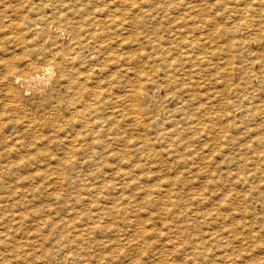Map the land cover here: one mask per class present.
Listing matches in <instances>:
<instances>
[{"label":"rangeland","instance_id":"obj_1","mask_svg":"<svg viewBox=\"0 0 264 264\" xmlns=\"http://www.w3.org/2000/svg\"><path fill=\"white\" fill-rule=\"evenodd\" d=\"M0 120V264H264V0H0Z\"/></svg>","mask_w":264,"mask_h":264},{"label":"bare ground","instance_id":"obj_2","mask_svg":"<svg viewBox=\"0 0 264 264\" xmlns=\"http://www.w3.org/2000/svg\"><path fill=\"white\" fill-rule=\"evenodd\" d=\"M80 2H81V1H80ZM85 2H86V1H85ZM85 2H84V3H85ZM87 2H88V1H87ZM132 2H133V1H132ZM63 4L65 5L64 2H63ZM68 4H69V3H68ZM81 4H82V3H81ZM66 5H67V3H66ZM66 5H65V6H66ZM68 6H69V5H68ZM66 7H67V6H66ZM69 7H70V6H69ZM192 7H194V6L191 5V8H192ZM95 8H97V7H95ZM98 10H99V9H98ZM98 10H97V11H98ZM101 10H102V9H101ZM101 10H100V11H101ZM92 11H93V10H92ZM93 12H94V11H93ZM93 12H91V14H92ZM95 14H98V13L96 12ZM99 14H100V13H99ZM91 16H92V15H91ZM93 16H94V15H93ZM58 18H59V17H58ZM92 18H93V17H92ZM94 19H95V16H94ZM101 19H102V18H101ZM59 20H60V19H59ZM59 20H58V21H59ZM75 20H76V19H75ZM75 20H74V22H75ZM111 20H112V19H111ZM68 21L70 22L71 19L68 20ZM78 21H79V20L77 19V23H78V24H82L81 22L79 23ZM99 21H101V20H99ZM59 22H60V21H59ZM59 22H58V24H59ZM47 23H48V22H46V25H48ZM70 23H71V22H70ZM77 23H76V24H77ZM94 23H95V22H94ZM94 23H93V24H94ZM90 24H92V22H91ZM90 24H89V25H90ZM93 24H92V25H93ZM14 25H17V24H14ZM99 25H100V24H99ZM44 26H45V25H44ZM56 26H57V25H56ZM63 26H64V25H63ZM84 26H85V25H84ZM93 26H94V25H93ZM93 26L90 25V28L94 29ZM4 27H5V25L3 26V28H4ZM45 27H47V26H45ZM45 27H44V30H46V31L49 30V29H46ZM57 27H59V25H58ZM57 27H54V28H57ZM64 27H66V26H64ZM74 27H76V26H74ZM79 27H80V26H79ZM81 27H82V25H81ZM87 27H89V26H87ZM95 27H97V24H96ZM98 27H99V26H98ZM38 28H40V26H39ZM47 28H48V27H47ZM67 28H69V27H67ZM76 28H78V26H77ZM85 28H86V26H85ZM40 29H41V28H40ZM61 29H62V28H61ZM78 29H80V28H78ZM59 30H60V28H59ZM69 30H70V29H69ZM74 30H75V29H74ZM97 30H98V29H97ZM99 30H100V29H99ZM101 30H102V29H101ZM53 31H54V30H53ZM63 31H64V30H63ZM76 31H78V33H79V30H76ZM80 31H81V29H80ZM88 31H89V30H88ZM57 32H58V31H57ZM71 32H72V31H71ZM74 32H75V31H74ZM81 32H83V30H82ZM97 32H98V31H97ZM99 32H100V31H99ZM47 33H48V32H47ZM50 33H51V32H50ZM52 33H53V32H52ZM55 33H56V32H55ZM58 33H59V32H58ZM66 33H67V32H66ZM78 33L76 32L75 34H78ZM88 33H89V32H88ZM88 33H87V34H88ZM90 33H91V31H90ZM100 33H101V32H100ZM67 34H68V33H67ZM91 34H92V33H91ZM101 34H102V33H101ZM101 34H99V35H101ZM47 35H49V34H47ZM54 35H55V34H54ZM56 35H57V34H56ZM70 35H71V34H70ZM97 35H98V34H97ZM99 35H98V36H99ZM102 35H104V34H102ZM49 36H50V35H49ZM58 36H59V35H58ZM78 36H79V35H77V37H78ZM80 36H81V35H80ZM82 36H83V35H82ZM82 36H81V37H82ZM84 36H87V35H84ZM52 37H53V36H52ZM55 37H57V36H55ZM55 37H54V39H55ZM77 37L75 36V39H76ZM87 37H88V36H87ZM101 37H102V36H101ZM88 38H90V37H88ZM91 38H93V36H91ZM91 38H90V39H91ZM75 39H74V40H75ZM77 39L79 40V38H77ZM80 39H83V38H80ZM58 40H59V39H58ZM83 40H85V39H83ZM66 41H67V40H66ZM72 41H73V40H72ZM87 41H88V40H85V42H87ZM98 41H99V39H98ZM55 42H57V40H56ZM75 42H77V41H75ZM99 42H100V41H99ZM59 43H60V42H59ZM65 43H66V42H65ZM65 43H64V44H65ZM70 43H71V42H70ZM78 43H79V41H78ZM91 43H92V41H91ZM96 43H98V42H96ZM60 44H63V43H60ZM64 44H63V45H64ZM66 44H67V43H66ZM71 44H72V43H71ZM76 44H77V43H76ZM80 44H81V43H80ZM82 44H83V43H82ZM67 45H68V44H67ZM67 45H66V46H67ZM83 45H84V44H83ZM106 45H107V44H106ZM106 45H105V46H106ZM66 46H65V48H66ZM87 46H88V45H87ZM91 46H92V45H91ZM95 46H97V45H95ZM99 46H100V44H99ZM101 46H102V45H101ZM71 47H72V46H71ZM71 47H70V48H71ZM73 47H74V46H73ZM78 47H79V46H78ZM80 47H81V46H80ZM102 47H103V46H102ZM87 48H88V47H87ZM99 48H100V47H99ZM78 49H80V48H78ZM81 49H82V48H81ZM94 49H95V48H94ZM97 49H98V48H97ZM67 50H68V48H67ZM70 50H71V49H70ZM70 50H68V52H69ZM76 50H77V49H76ZM83 50H84V49H83ZM85 50H86V49H85ZM102 50H103V49H102ZM79 51H82V50H79ZM104 51H105V50H104ZM70 52H71V51H70ZM76 52H77V51H76ZM90 52H91V51H90ZM97 52H99V50H98ZM110 52H111V51H110ZM92 53L94 54V52H92ZM108 53H109V52H108ZM68 54H69V53H68ZM75 54H76V53H75ZM98 54H99V53H98ZM98 54L96 53V57H97ZM106 54H107V53H106ZM106 54H105V55H106ZM53 55L56 56L57 53H56V54H53ZM61 55H62V54H61ZM65 55H66V54L63 53V56H64V57H66ZM71 55H72V52H71ZM78 55H79V54H78ZM87 55H88V54H87ZM87 55H86V56H87ZM91 55H92V54H91ZM91 55H89V56H91ZM103 55H104V54H103ZM105 55H104V56H105ZM110 55H111V54H110ZM110 55H109V56H110ZM118 55H119V54H118ZM63 56H62V58H63ZM69 56H70V54H69ZM69 56H68V57H69ZM76 56H77V55H76ZM94 56H95V55H94ZM98 56H100V55H98ZM107 56H108V55H107ZM115 56H116V55H115ZM60 57H61V56H60ZM73 57H74V56H73ZM101 57H102V56H101ZM101 57H100V58H101ZM62 58H61V59H62ZM82 58H84V57L82 56ZM82 58H81V59H82ZM87 58H89V57H87ZM87 58H86V60H87ZM94 58H95V57H94ZM97 58H98V57H97ZM97 58H96V60H98ZM102 58H104V57H102ZM110 58H111V57H110ZM69 59H70V58H69ZM75 59H76V58H75ZM79 59H80V58H79ZM105 59H109V58H105ZM115 59H117V58H115ZM115 59H114V60H115ZM120 59H122V58H120ZM124 59H125V58H124ZM124 59H123V60H124ZM126 59H127V58H126ZM126 59H125V60H126ZM67 60H68V59H67ZM73 60H74V59H73ZM82 60H83V59H82ZM82 60H81V61H82ZM84 60H85V58H84ZM91 60H92V59H91ZM91 60L88 59V61H90V62H91ZM94 60H95V59H94ZM94 60H92V61H94ZM103 60H104V59H103ZM109 60H110V59H109ZM109 60H104V61H107V62H108ZM111 60H112V59H111ZM111 60H110V61H111ZM123 60H120V61H123ZM28 61H29V60H28ZM31 61H32V60H31ZM71 61H72V60H71ZM104 61H102V63H103ZM117 61H118V60H117ZM117 61H116V62H117ZM64 62H65V61H64ZM68 62H69V60H68ZM77 62H79V61H77ZM96 62L98 63L99 61H96ZM116 62H114V63H116ZM6 63H7V61H6ZM9 63H10V62H9ZM26 63H28V62L26 61ZM92 63H93V62H92ZM109 63H110V62H109ZM118 63H119V62H118ZM31 64H32L31 62L28 63V65H29L30 68H32V67H31V66H32ZM73 64H74V62H72V65H73ZM76 64H77V63H76ZM78 64L80 65V62H79ZM78 64H77V65H78ZM82 64H83V63H82ZM86 64H87V61H86ZM88 64H90V63H88ZM99 64H100V62H99ZM116 64H117V63H116ZM121 64H122V63H121ZM5 65H6V64H5ZM9 65H11V64H9ZM43 65H44V67H42V70H43V71L51 70V66H49V64H47V62H46V64H43ZM92 65H93V64H92ZM104 65H105V64H104ZM107 65H108V64H107ZM34 66H35V65H34ZM34 66H33V68H34ZM70 66H71V65H70ZM86 66H87V65H86ZM97 66H98V65H97ZM99 66L102 67L101 65H99ZM99 66H98V67H99ZM1 67H2V66H1ZM26 67H27V66H26ZM29 67H28V68H29ZM53 67H54V66H53ZM80 67H81V66H80ZM82 67H83V66H82ZM104 67H106V65L103 66L102 68H104ZM28 68H27V69L25 68V69L28 70ZM40 68H41V67H40ZM73 68H75V67H73ZM73 68H71V69H73ZM77 68H78V67H77ZM91 68H92V67H91ZM107 68H108V67H107ZM59 69H60V68H59ZM92 69H93V68H92ZM92 69H91V72H92ZM10 70H11V69H10ZM26 70H25V71H26ZM31 70H33L32 73H33L34 75H37L38 72H37L36 69H31ZM63 70H64V69H63ZM76 70H77V69H76ZM76 70H75V71H76ZM80 70H81V69H80ZM99 70H101V69H99ZM6 71H8V70L6 69ZM23 71H24V70H23ZM23 71H21V72L23 73ZM25 71H24V72H25ZM38 71H39V70H38ZM59 71L61 72L62 70H59ZM70 71H71V70H70ZM77 71H78V70H77ZM83 71H84V70H83ZM85 71H86V70H85ZM89 71H90V68H89ZM14 72H15V71H14ZM16 72H17V71H16ZM29 72H31V71H29ZM29 72H28V73H29ZM62 72H63V71H62ZM86 72L88 73V69H87ZM93 72H94V71H93ZM102 72L105 73V70H103ZM5 73H7V72H5ZM17 73H18V72H17ZM17 73H15V74H16V75H15V78L19 79V74H17ZM28 73H27V74H28ZM32 73H31V74H32ZM66 73H68V72H66ZM70 73H71V72H70ZM74 73H75V72H74ZM78 73H79V72H78ZM84 73H85V72H84ZM87 73H86V74H87ZM94 73H95V72H94ZM99 73H101V72H99ZM99 73H97V74H99ZM20 74H21V73H20ZM27 74H26V75H27ZM62 74H63V73H62ZM89 74H92V73L89 72ZM8 75H9V74H8ZM8 75H7V76H8ZM28 75H29V74H28ZM69 75L71 76V74H69ZM77 75H78V74H77ZM77 75H76V76H77ZM83 75H85V74H83ZM83 75H82V76H83ZM4 76H5V75H3V77H4ZM12 76H13V75H12ZM24 76H25V75H24ZM24 76H23V77H24ZM59 76H60V74H59ZM86 76H87V75H86ZM86 76H85V77H86ZM88 76H89V75H88ZM93 76H94V75H93ZM93 76H92V77H93ZM95 76H96V74H95ZM99 76H100V74H99ZM8 77H9V76H8ZM21 77H22V76H21ZM26 77H28V76H26ZM62 77H63V76H62ZM64 77H67V76H64ZM72 77H73V74H72ZM72 77H71V78H72ZM85 77H84V78H85ZM96 77H97V76H96ZM10 78H11V77H10ZM79 78H80V77H79ZM87 78H88V77H86V79H87ZM97 78H98V77H97ZM114 78H116V77L114 76ZM133 78H134V77H133ZM3 79H6V76H5V78H3ZM22 79H23V78H22ZM24 79H25V78H24ZM26 79H27V78H26ZM86 79H84V80H86ZM89 79H90V78H89ZM70 80H71V79H70ZM76 80L78 81V78H77ZM92 80H93V79H91L90 81L92 82ZM96 80H97V79H96ZM96 80H95V81H96ZM98 80H100V82H103V81H101V79H98ZM111 80H112V79H111ZM113 80H115V79H113ZM116 80H117V78H116ZM136 80H137V78H136ZM11 81H12V80H11ZM66 81H67V80H66ZM88 81H89V80H88ZM105 81H106V80H105ZM75 82H76V81H75ZM75 82H74V83H75ZM79 82H80V81H79ZM109 82H110V81H108V84H109ZM111 82H112V81H111ZM114 82H115V81H114ZM116 82H117V81H116ZM66 83H67V82H66ZM74 83H73V85H75ZM81 83H82V82H81ZM87 83H88V82H87ZM92 83H94L93 85H95L96 87L99 86V85H97V83L94 82V80H93ZM98 83H99V82H98ZM69 84H70V83H69ZM132 84L134 85V84H135V81H134V83L132 82L130 85H132ZM17 85H18V84H17ZM17 85H16V86H17ZM67 85H68V83H67ZM77 85H78V83H77ZM77 85H76V86H77ZM103 85H104V84H103ZM68 86H70V85H68ZM71 86H72V85H71ZM71 86H70V87H71ZM76 86H75V87H76ZM80 86H81V85H80ZM90 86H92V85L90 84ZM90 86H88V87H90ZM82 87H83V86H81V90L85 89L87 86L85 85V87H83V89H82ZM93 87H94V86H93ZM7 88H8V87H7ZM73 88H74V87H73ZM77 88H78V87H77ZM99 88H100V87H99ZM9 89L11 90V88H9ZM86 89H88V88H86ZM89 89H90V88H89ZM93 89H94V88H93ZM93 89H92V90H93ZM103 89L106 91V89H105L104 87H103ZM126 89L128 90V88H126ZM6 90H7V89H6ZM72 90H73V89H72ZM98 90H99V89H98ZM127 90H126V91H127ZM129 90H130V89H129ZM90 91H91V89H90ZM102 91H103V90H102ZM132 91H133V89H132ZM11 92H12V91H11ZM11 92H8L7 94H9V93H11ZM73 92H74V90H73ZM81 92H82V91H81ZM84 92H85V90H84ZM86 92H87V91H86ZM92 92H94V91H92ZM96 92H97V91H96ZM99 92H100V91H99ZM99 92H98V94L100 95ZM129 92H130V91H129ZM5 93H6V92H5ZM76 93H77V90H76ZM89 93H90V94H89ZM89 93H88V96H89V95H92L91 92H89ZM94 93H95V92H94ZM127 93H128V92H127ZM13 94H14V93H13ZM13 94H12V95H13ZM103 94H104V93H103ZM106 94H107V92H106ZM134 94H135V93H134ZM137 94H138V93H137ZM5 95H6V94H5ZM9 95H10V94H9ZM15 95H16V94H14V96H15ZM72 95H73V94H72ZM75 95H76V94H75ZM95 95H96V94H95ZM124 95H126V94H124ZM128 95H129V94H128ZM10 96H11V95H10ZM77 96H78V95H76L75 97H77ZM79 96H80V95H79ZM88 96H87V97H88ZM105 96H106V95H105ZM138 96H139V95H138ZM11 97H12V96H11ZM75 97H74V98H75ZM112 97H113V96H111V98H112ZM114 97H115V96H114ZM120 97H121V96H120ZM132 97H133V96H132ZM5 98H7V96H5ZM14 98H17V97H14ZM77 98H78V97H77ZM79 98H80V97H79ZM79 98H78V99H79ZM98 98H99V96H98ZM101 98H102V97H101ZM103 98H104V96H103ZM107 98H108V100H109L110 96H108ZM115 98L117 99V97H115ZM122 98H126V96H125V97H122ZM11 99H12V98H11ZM80 99H82V97H81ZM80 99H79V100H80ZM88 99H89V98H88ZM92 99H93V97H92ZM96 99H97V98H96ZM113 99H114V98H113ZM127 99H128V98H127ZM131 99H132V98H131ZM133 99H134V97H133ZM13 100H15V99H13ZM73 100H75V99H73ZM123 100H124V99H123ZM125 100H126V99H125ZM125 100H124V101H125ZM16 101H17V100H16ZM77 101H78V100H77ZM81 101H82V100H81ZM94 101H95V100H94ZM94 101H92V102H94ZM100 101H101V100H100ZM109 101H110V103H111V100H109ZM129 101H130V100H129ZM129 101H128V102H129ZM131 101H132V100H131ZM9 102H10V101H9ZM73 102H74V101H73ZM78 102H79V101H78ZM88 102H89V101H88ZM98 102H99V101H98ZM101 102H102V101H101ZM117 102H118V101H117ZM119 102H120V101H119ZM121 102H122V101H121ZM6 103H7V102H6ZM99 103H100V102H99ZM99 103H97V104L99 105ZM107 103H108V101H107ZM126 103H127V102H125V104H126ZM132 103H133V102H132ZM8 104H9V103H8ZM16 104H17V103H16ZM77 104H78V103H77ZM17 105H18V104H17ZM75 105H76V103H75ZM84 105H85V104H84ZM86 105H87V104H86ZM95 105H96V104H95ZM98 105H97V106H98ZM115 105H116V104H115ZM131 105H132V104H131ZM7 106H8V105H7ZM93 106H94V105H93ZM113 106H114V104H113ZM123 106H124V105H123ZM10 107H11V104H10ZM10 107H8V109H9ZM20 107H21V106H20ZM20 107H19V108H20ZM82 107H83V106H82ZM91 107H92V106H91ZM124 107L126 108V106H124ZM128 107H130V106H128ZM128 107H127V108H128ZM132 107H133V106H132ZM256 107H257V106H256ZM11 108H12V107H11ZM15 108H16V107H15ZM83 108H84V107H83ZM122 108H123V107H122ZM130 108H131V107H130ZM254 108H255V107H254ZM74 109H75V107H74ZM84 109H85V108H84ZM86 109H88V108L86 107ZM86 109H85V110H86ZM90 109H91V108H90ZM90 109H89V110H90ZM95 109H96V108H95ZM256 109H257V108H256ZM11 110H13V109H11ZM19 110H20V109H19ZM19 110H16V111H19ZM21 110H22V108H21ZM98 110H100V109H98ZM113 110H114V107H113ZM117 110H118V109H117ZM117 110H115V111H117ZM120 110H122V109H120ZM125 110H126V109H125ZM6 111H7V113H8V110H6ZM13 111H14V113H15V110H13ZM75 111H76V110H75ZM81 111H82V110H81ZM81 111H80V112H81ZM87 111H88V110H87ZM128 111H129V109H128ZM130 111H131V110H130ZM130 111H129V112H130ZM133 111H135V110H133ZM133 111H132V112H133ZM70 112H71V111H70ZM72 112H73V109H72ZM99 112H100V111H99ZM99 112H98V113H99ZM117 112L119 113V111H117ZM122 112H123V111H122ZM122 112H120V113H122ZM125 112H126V111H125ZM132 112H131V114H133ZM7 113H4V114H7ZM16 113H17V112H16ZM24 113H25V112H24ZM83 113H84V111H83ZM87 113H88V114H91V113H94V111L91 112V113H89V111H88ZM96 113H97V111H96ZM98 113H97V114H98ZM111 113H113V112H111ZM137 113H138V112H137ZM9 114H10V111H9ZM116 114H117V113H116ZM129 114H130V113H129ZM131 114H130V115H131ZM134 114H135V113H134ZM11 115H12V112H11ZM17 115H18V113H17ZM74 115H75V114H74ZM84 115H85V114H84ZM86 115H87V114H86ZM21 116H22V115H21ZM92 116H93V115H92ZM126 116H127V114H126ZM134 116H135V115H134ZM137 116H138V114H137ZM5 117H7V116H5ZM12 117H14V115H13ZM17 117H18V116H17ZM83 117H84V116H83ZM90 117H91V115H90ZM138 117H139V116H138ZM22 118H24V117L22 116ZM78 118H79V117H78ZM94 118H95V117H94ZM135 118H136V117H135ZM7 119H8V118H7ZM29 119H30V118H29ZM65 119H66V118H65ZM79 119H80V118H79ZM81 119H82V118H81ZM86 119H87V118H86ZM9 120L11 121V118H10ZM12 120H14V119H12ZM74 120L76 121V119H74ZM77 120H78V119H77ZM87 120H88V119H87ZM91 120H92V119H91ZM135 120H136V119H135ZM0 121H1V120H0ZM21 121H22V120H21ZM34 121H36V120H34ZM66 121H67V120H66ZM71 121H72V120H71ZM71 121H69V122H71ZM92 121H93V120H92ZM18 122H19V121H18ZM9 123H11V122H9ZM67 123H68V121H67ZM75 123H76V122H75ZM81 123H82V122H81ZM81 123H80V124H81ZM89 123H90V122H89ZM99 123H100V122H99ZM2 124H3V123H2ZM28 124H30V123H28ZM28 124H26V125L28 126ZM38 124H39V123H38ZM70 124H71V123H70ZM72 124H73V123H72ZM12 125H15V124H12ZM77 125H78V124H77ZM82 125H83V124H82ZM86 125H87V124H86ZM23 126H24V125H23ZM27 126H26V127H27ZM29 126H30V125H29ZM80 126H81V125H80ZM84 126H85V124H84ZM84 126H83V128H84ZM99 126H100V125H99ZM99 126H98V127H99ZM61 127H62V126H61ZM86 127H87V126H86ZM86 127H85V128H86ZM95 127H96V125H95ZM98 127H97V128H98ZM100 127H101V126H100ZM0 128H1V127H0ZM23 128H24V127H23ZM29 128H30V127H29ZM29 128H28V129H29ZM38 128H39V127H37V130H38ZM53 128H54V127H53ZM59 129H60V128H59ZM86 129H87V128H86ZM87 130H90V129H87ZM40 131H41V130H40ZM32 132H34V131H32ZM35 133H36V131H35ZM35 133H34V134H35ZM77 136H78V135H77ZM2 137H3V134H2ZM0 139H1V138H0ZM12 139H13V138H12ZM35 140H36V139H35ZM75 140H76V139H75ZM65 141H66V140H65ZM67 141H68V140H67ZM71 141H72V140H71ZM68 142H69V141H68ZM72 142H73V141H72ZM69 144H70V143H69ZM73 145H74V144H73ZM73 145H72V147H73ZM73 148H74V147H73ZM4 151H5V150H4ZM6 152H7V149H6ZM244 178H245V177H244ZM138 253H139V252H138ZM139 255H140V254H139ZM161 260H162V259H161Z\"/></svg>","mask_w":264,"mask_h":264}]
</instances>
